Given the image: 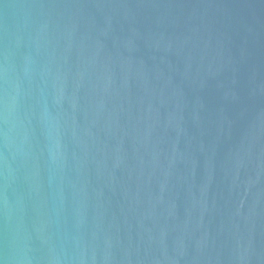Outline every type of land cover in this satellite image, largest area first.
<instances>
[{
	"label": "water",
	"instance_id": "1",
	"mask_svg": "<svg viewBox=\"0 0 264 264\" xmlns=\"http://www.w3.org/2000/svg\"><path fill=\"white\" fill-rule=\"evenodd\" d=\"M0 264H264V0H0Z\"/></svg>",
	"mask_w": 264,
	"mask_h": 264
}]
</instances>
